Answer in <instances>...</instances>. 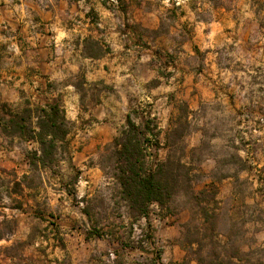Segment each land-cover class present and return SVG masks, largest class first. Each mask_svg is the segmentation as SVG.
I'll list each match as a JSON object with an SVG mask.
<instances>
[{
    "label": "crops",
    "instance_id": "obj_1",
    "mask_svg": "<svg viewBox=\"0 0 264 264\" xmlns=\"http://www.w3.org/2000/svg\"><path fill=\"white\" fill-rule=\"evenodd\" d=\"M112 1L0 0V166L30 171L25 153L37 142L1 131L7 111L24 106L57 101L64 110L86 197L102 183L88 159L128 115L141 128L151 119L160 144L180 115L264 117L260 10L239 1ZM113 256L116 264L132 257ZM79 257L99 264L104 256ZM175 258L181 264L183 254Z\"/></svg>",
    "mask_w": 264,
    "mask_h": 264
},
{
    "label": "rangeland",
    "instance_id": "obj_2",
    "mask_svg": "<svg viewBox=\"0 0 264 264\" xmlns=\"http://www.w3.org/2000/svg\"><path fill=\"white\" fill-rule=\"evenodd\" d=\"M208 1L250 4L264 19V0ZM159 138L162 145L171 142L175 155L183 148L193 197L180 189L169 208L152 204L148 217L132 221L131 228L126 207L114 203L105 147L86 163H95L102 176L88 197L80 177L73 194L64 190L60 179L67 182L72 173L63 160L58 173L29 169L25 177L24 166H0V264H81L86 253L103 254L99 264H116L113 255L124 252L132 256L126 264H176L178 253L181 264H264V117L180 115ZM169 150L158 148L157 158ZM93 226L100 237L88 235Z\"/></svg>",
    "mask_w": 264,
    "mask_h": 264
},
{
    "label": "trees",
    "instance_id": "obj_3",
    "mask_svg": "<svg viewBox=\"0 0 264 264\" xmlns=\"http://www.w3.org/2000/svg\"><path fill=\"white\" fill-rule=\"evenodd\" d=\"M7 113L8 117L1 121L2 133L17 134L24 140H33L38 144L37 148L25 153L29 169L55 174L62 169L63 160L72 175L67 182L60 179V183L68 194H73L72 187L79 179L80 169L72 163L67 143L70 122L65 118L59 103L52 101L44 106H24L20 111ZM125 123V127L105 149L108 150L106 158L111 161V176L117 189L113 195V198L117 196L114 203L120 202L126 207L127 217L131 218L126 226L131 228L132 221L148 217L152 204L160 210L169 208L180 189L188 190L192 196L193 182L191 166L183 160V148L175 155L169 140L160 144L151 119L145 120L142 128L129 115ZM178 133L174 130L172 134ZM162 146H168L170 150L163 159H159L157 151ZM82 211L88 214L86 208ZM202 215L208 219L206 211H202ZM94 229L93 226L88 235L100 237L101 234L97 230L93 232Z\"/></svg>",
    "mask_w": 264,
    "mask_h": 264
}]
</instances>
